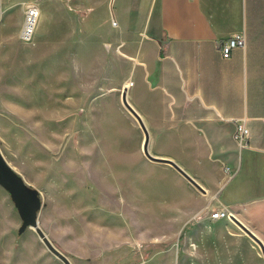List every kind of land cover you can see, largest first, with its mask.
<instances>
[{
    "label": "crops",
    "instance_id": "crops-1",
    "mask_svg": "<svg viewBox=\"0 0 264 264\" xmlns=\"http://www.w3.org/2000/svg\"><path fill=\"white\" fill-rule=\"evenodd\" d=\"M50 3L54 0L41 4L46 9L40 13L49 20L44 31L56 30L60 40L52 49L61 51L64 25L54 22ZM73 3L84 12L73 16L79 49L94 43L96 50L126 55L116 88L126 91L148 133V151L161 159L145 156L139 122L126 108H116L121 124L109 125L104 133L112 153L105 161L115 163L107 178L119 179L110 190L120 195L123 210L135 211L139 224L152 227L177 226L180 218L202 210H226L230 217L210 219L209 226L196 224L207 232L197 237L200 258L206 264H264L258 243L232 219L264 246V0ZM30 4L36 3L0 0V52L16 51L6 45L10 37L4 23L16 10L11 34L15 43L25 44L20 32ZM107 26L115 31L106 35ZM237 34H244L245 46L224 57L220 42ZM240 123L248 129L244 143L235 138Z\"/></svg>",
    "mask_w": 264,
    "mask_h": 264
},
{
    "label": "rangeland",
    "instance_id": "rangeland-1",
    "mask_svg": "<svg viewBox=\"0 0 264 264\" xmlns=\"http://www.w3.org/2000/svg\"><path fill=\"white\" fill-rule=\"evenodd\" d=\"M42 1L34 0L39 6ZM48 9L54 22L64 25V50L52 49L60 35L55 29L45 33L49 20L41 13L32 39L15 43L16 10L4 19L6 45L16 51L0 52V63L5 60L0 64V152L38 189L40 227L72 264H206L196 241L207 232L196 224L209 226L214 210L180 218L174 227L143 226L135 211L123 210L120 195L111 193L119 179L107 178L115 163L105 161L112 153L104 133L121 124L116 108L125 106L116 79L127 57L123 51L96 50L94 43L76 46L73 16L84 12L73 0H54ZM105 31L111 34L115 27ZM113 214L120 219H111ZM20 224L0 186V264H63L33 228L18 233Z\"/></svg>",
    "mask_w": 264,
    "mask_h": 264
},
{
    "label": "water",
    "instance_id": "water-1",
    "mask_svg": "<svg viewBox=\"0 0 264 264\" xmlns=\"http://www.w3.org/2000/svg\"><path fill=\"white\" fill-rule=\"evenodd\" d=\"M121 102L125 108L137 119L144 132V142L142 149L145 156L151 160H161L150 154L148 151V133L140 116L128 102L125 90H123L121 94ZM167 161L182 175H184L192 184L198 187V185L177 164L170 160ZM0 186H2L10 195V198L13 201V204L16 207L17 213L21 219L18 233L23 232L27 227L33 228L40 240L52 254L59 258L63 264H72L69 258L54 246L38 223L37 212L41 206V198L38 189L27 184L24 178L5 160L1 152ZM232 219L247 235H249L258 243L261 248L262 255H264V246H262L257 237L237 219Z\"/></svg>",
    "mask_w": 264,
    "mask_h": 264
},
{
    "label": "built area",
    "instance_id": "built-area-1",
    "mask_svg": "<svg viewBox=\"0 0 264 264\" xmlns=\"http://www.w3.org/2000/svg\"><path fill=\"white\" fill-rule=\"evenodd\" d=\"M40 16V9L35 4H30L27 6L24 22L20 32V39L22 41H30L35 33L36 26L38 23V19ZM245 46V37L244 34H237L233 37L226 38L220 42V51L224 57L229 56L231 50L235 47H244ZM248 137V129L244 125V123H240L236 126L235 129V138L240 142H245ZM228 174L231 173V169L228 166H225ZM207 208V207H206ZM209 211L208 209L205 210ZM208 217L210 219H218L222 217H230L229 212L226 210H214L213 212H209Z\"/></svg>",
    "mask_w": 264,
    "mask_h": 264
},
{
    "label": "bare ground",
    "instance_id": "bare-ground-1",
    "mask_svg": "<svg viewBox=\"0 0 264 264\" xmlns=\"http://www.w3.org/2000/svg\"><path fill=\"white\" fill-rule=\"evenodd\" d=\"M128 84V83H127ZM127 84H125L127 86ZM111 133V132H110Z\"/></svg>",
    "mask_w": 264,
    "mask_h": 264
}]
</instances>
